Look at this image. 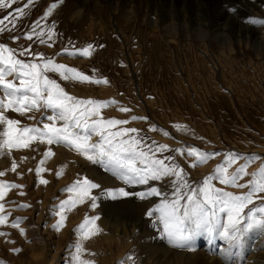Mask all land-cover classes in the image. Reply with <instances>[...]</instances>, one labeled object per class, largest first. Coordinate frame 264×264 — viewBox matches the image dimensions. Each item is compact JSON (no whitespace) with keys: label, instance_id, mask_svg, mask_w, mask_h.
I'll use <instances>...</instances> for the list:
<instances>
[{"label":"rangeland","instance_id":"obj_1","mask_svg":"<svg viewBox=\"0 0 264 264\" xmlns=\"http://www.w3.org/2000/svg\"><path fill=\"white\" fill-rule=\"evenodd\" d=\"M27 2L17 0L11 8L0 9V21L3 22L0 27L15 29L5 31L0 36V43H7L16 49L23 46L43 53L44 57H53L57 63L75 67L84 74L106 78L109 81L107 85H95L63 81L57 74H49L70 95L82 99L118 101V105L101 110L105 119L130 120L133 115L147 117L146 120L131 121L117 128L138 129L139 136L144 137L142 147L166 144L168 151L157 152L156 156L164 158L175 155L173 163L180 164L193 184L211 174L223 162L224 153H254L264 157V48H255V38L264 35V26L251 22L264 20V0L261 8L253 11L251 16L242 15L241 23L251 29H224L225 26L221 24L222 29L219 30L194 29V26L185 29L181 18L178 29H166L165 18L169 19L172 14V9L168 7L159 9L165 13H160V28L150 29V19L142 13L127 23L125 14H114L109 2L102 8H85L81 12L77 0H63L47 21H43L41 17L57 0H35L32 6L25 9L27 15L22 17L16 8L23 7ZM150 8L147 6L145 9L144 6L143 13ZM196 18H200V23L208 21L204 12ZM37 21L42 25L55 23L56 36L53 40L42 44L36 36L32 41L23 38L22 34L29 32ZM215 30L227 33L232 38L231 46H223L219 35L214 34ZM10 36H21V39L11 40ZM88 45L93 46L90 57L68 55L73 46L83 49ZM17 58L26 61L32 59L31 56L19 55ZM120 106L128 107L131 111L120 112ZM33 114L37 119L41 116V113L29 115ZM8 115L21 119L22 124L36 123L20 117L18 113L9 112ZM176 125L184 126L187 130L178 129ZM152 126L158 130L152 131ZM190 147L220 155L204 165L192 167L193 158L179 151ZM52 149L55 155L44 165L49 171L40 175L35 170L40 167L45 145H39L37 151L13 150L11 156L0 158V171L5 172L0 180L24 186L10 190L5 197L6 210L11 211L9 221L24 217L21 227L26 229V234L22 235L10 224L0 226V231L11 234L0 237V261L3 264H69L66 249L73 242V229L86 214L100 216L97 223L102 232L84 244L87 249L84 258L94 260L95 264H120L129 255L136 258V264H213L208 255L217 254L209 251V245L202 237L196 241L195 250L172 247L159 238L146 212L159 203L160 198L102 200L95 211L88 204L79 205L68 213L66 227L56 232L52 228L56 218L49 215V210L60 200L68 198L70 193L62 189L72 184L78 176L88 177L99 183L102 189L125 187L128 191H144L148 186H126L76 152L63 146L53 145ZM13 161L18 165L16 172L10 171ZM165 162L168 163L167 160ZM243 162L238 161L230 171ZM262 164L264 159L256 161L249 172L256 171ZM65 165L63 175L57 177V171ZM41 177L48 181L47 185L39 183ZM248 179L250 177H245L244 181ZM214 183L217 187H223L217 181ZM151 185L160 187L161 182H151ZM162 190L171 191L167 187ZM21 191L25 193L22 196L19 194ZM99 192L100 189L93 190L94 195ZM261 202L257 200L249 207ZM19 204L30 207L20 208ZM139 222L142 223L138 225ZM143 225L145 227L142 228ZM256 240L255 248L262 254L260 264H264V236L256 234L246 238L241 264L246 262ZM222 246L228 247L225 242L217 241L218 253ZM12 249L20 251L14 252ZM126 264L132 262L126 261Z\"/></svg>","mask_w":264,"mask_h":264},{"label":"snow or ice","instance_id":"obj_2","mask_svg":"<svg viewBox=\"0 0 264 264\" xmlns=\"http://www.w3.org/2000/svg\"><path fill=\"white\" fill-rule=\"evenodd\" d=\"M17 0H0V9L11 8ZM35 0H28L23 7H17L20 16H26V8L32 6ZM63 0L52 3L41 20L47 21L54 10L62 4ZM253 24L264 20H252ZM3 22L0 21V24ZM14 23V22H13ZM39 29V30H38ZM13 28L0 27V36L5 31L12 32ZM23 38L32 41L36 36L44 44L56 36L55 23L36 22L29 32L22 34ZM47 38V39H46ZM11 40H20L21 36H10ZM51 46V45H49ZM93 46L68 52L69 56L90 57ZM31 56V60L17 58ZM57 74L63 81L77 83L105 84L106 78H95L69 67L57 63L53 57H44L43 53L33 52L29 48L20 46L11 48L7 43H0V158L11 156L13 150H38L39 145H45L46 151L42 154L40 167L35 171L37 175L49 171L45 163L55 155L52 146H63L76 152L79 156L94 165H99L107 173L123 182L126 186L147 185L144 191H128L125 187L102 189L99 183L88 177H77L70 185L62 189L70 193L67 199L60 200L53 205L49 215L55 219L52 228L60 232L66 227L68 213L79 205L88 204L92 211L99 207V201L136 197L140 200L160 198L159 203L151 207L146 216L154 224L159 238L169 246L195 250V243L203 238L209 245V251L224 257L226 264H241L244 259V244L251 234L264 236V164L256 171L249 172L250 166L258 160L264 159L257 154H242L238 152L224 153V160L218 164L214 171L201 181L193 184L179 163H173L176 157L170 155L158 158L157 152L168 151L166 144L156 147L144 144V137L139 136L138 129L120 127L131 121L146 120L147 117L133 115L130 120L105 119L102 109L119 104L114 99L95 100L82 99L70 95L64 87L49 74ZM14 77V79H8ZM18 81V83L16 82ZM120 112H130L128 107L120 106ZM18 113L20 117L36 121L34 125L22 124L21 119L11 118L8 113ZM30 113H41L39 119ZM176 127H186L176 125ZM152 131H157L152 126ZM135 134V135H130ZM168 135L167 132L164 133ZM94 137L98 139H93ZM155 144V142H153ZM37 145L36 148L33 146ZM176 152L177 150H172ZM193 158L192 167H199L220 153L205 152L196 147L179 150ZM25 159H27L25 157ZM168 161L166 163L165 161ZM244 161L234 170L230 171L238 161ZM17 163L11 164L10 171L16 172ZM65 166L57 171V177L63 175ZM31 171V170H29ZM5 176L0 171V177ZM245 177L250 179L244 181ZM217 181L223 187H217ZM244 181V182H242ZM151 182H161L160 187L152 186ZM40 184L47 185L48 181L42 177ZM24 186L0 180V226L9 225L18 229L22 235L26 229L21 227L24 217H17L11 222V211L6 210L5 197L12 189H22ZM163 187L171 189L164 192ZM247 189L244 192H234L227 189ZM100 189L97 195L93 190ZM21 196L25 193L21 191ZM262 201L255 207L256 201ZM12 203H15L14 201ZM20 208L30 205L19 204ZM247 210V211H246ZM99 215H85L83 221L73 229V242L66 252L69 255V264H95L94 260L85 259L87 252L85 241L94 238L102 232L97 221ZM8 232L0 231V237L10 236ZM217 241L225 242L228 247L217 252ZM14 243V241H6ZM235 250V251H234ZM19 252L20 249H12ZM95 255V253H89ZM131 261L136 264V258L129 255L120 264ZM0 264H3L0 261Z\"/></svg>","mask_w":264,"mask_h":264},{"label":"bare ground","instance_id":"obj_3","mask_svg":"<svg viewBox=\"0 0 264 264\" xmlns=\"http://www.w3.org/2000/svg\"><path fill=\"white\" fill-rule=\"evenodd\" d=\"M77 1V7L81 12L85 8H102L105 3L109 2L110 4H112L111 6L114 14H125L124 16L127 23L133 19H137L142 13V15L150 19V29L160 28V13H162L163 15H165V13L163 11H160L159 9L168 7L169 9H172V14H169V19L165 18L166 29H178L177 26L180 23L179 21L181 18V23L185 29H189L188 27L194 26V29L207 28L218 30L222 29V27L220 28L221 24L222 26H225L224 29H251L241 23L242 15L251 16L253 11H255L257 8H261V3H263V0H163L162 3L160 2V0H150V2L148 3H145L141 0ZM145 4H148L147 6L151 7L149 10H147V13H143L144 6L145 9H147V6ZM201 12H204L206 14V18L208 19L207 22L200 23V18H196V16H201ZM218 30H215L214 34L219 35L221 44L223 46L226 45V47L231 46L232 38L225 32H217ZM255 41H257L255 43L256 49L264 48V35L256 37ZM229 54L231 55V50ZM39 218L40 217L38 216V219ZM141 223L142 222H139L138 225ZM143 227L145 226L143 225L142 228ZM257 243L258 242L256 240L254 247L251 248L252 252L247 257L246 262H242V264H260V256L262 254L258 251V248H255ZM226 248L227 246L220 247L219 252H222ZM163 254L166 255V253ZM208 259L213 262V264H226L224 257L219 254H217L216 256L208 255Z\"/></svg>","mask_w":264,"mask_h":264}]
</instances>
